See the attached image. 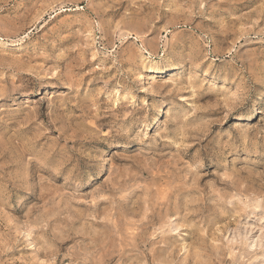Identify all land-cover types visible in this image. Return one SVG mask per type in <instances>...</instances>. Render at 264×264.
Segmentation results:
<instances>
[{
  "label": "rangeland",
  "instance_id": "1",
  "mask_svg": "<svg viewBox=\"0 0 264 264\" xmlns=\"http://www.w3.org/2000/svg\"><path fill=\"white\" fill-rule=\"evenodd\" d=\"M0 264H264V0H0Z\"/></svg>",
  "mask_w": 264,
  "mask_h": 264
},
{
  "label": "bare ground",
  "instance_id": "2",
  "mask_svg": "<svg viewBox=\"0 0 264 264\" xmlns=\"http://www.w3.org/2000/svg\"><path fill=\"white\" fill-rule=\"evenodd\" d=\"M176 65V64H175ZM175 65H171L170 64V66H166L165 68H160V69H154V68H149V72H162V71H164V70H166V71H169V70H172V69H174L175 68ZM148 69V68H147ZM176 69V68H175ZM148 71V70H147ZM165 72V71H164ZM159 112V114L162 116L163 115V113L165 112V109L162 107V108H160V111H158ZM156 119V118H155ZM158 121V119H156V122ZM155 122V123H156Z\"/></svg>",
  "mask_w": 264,
  "mask_h": 264
}]
</instances>
